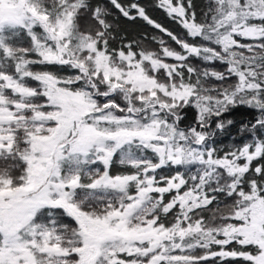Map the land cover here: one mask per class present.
<instances>
[{
  "label": "snow or ice",
  "instance_id": "1",
  "mask_svg": "<svg viewBox=\"0 0 264 264\" xmlns=\"http://www.w3.org/2000/svg\"><path fill=\"white\" fill-rule=\"evenodd\" d=\"M109 3L177 47L100 0H0V264H264V0H157L184 36Z\"/></svg>",
  "mask_w": 264,
  "mask_h": 264
},
{
  "label": "trees",
  "instance_id": "2",
  "mask_svg": "<svg viewBox=\"0 0 264 264\" xmlns=\"http://www.w3.org/2000/svg\"><path fill=\"white\" fill-rule=\"evenodd\" d=\"M97 0H92V3H96ZM101 3L105 5L109 9V11L112 13V16L115 17L116 19L114 20V23H116L122 30H125L129 38L133 37H141L142 34H147L149 37L152 35H157V36H163V38L169 42L170 46L172 47H177L174 42L170 41V39L164 35L163 33L158 32L155 30L153 27L147 25L144 21L137 19L136 21H129L126 18L122 17L120 13L109 3V0H100ZM124 2H127V0H124ZM156 2L157 0H139V3L144 5L151 15L152 18L157 20L159 23L164 25L165 27L169 28L172 30L174 33L180 36H184L185 31L181 28V26L174 20L170 19L166 13L156 7ZM194 5L196 7L198 17L201 15V10L206 9L208 7V0H193ZM82 26H83V21H82ZM37 31H40L39 28L36 29ZM144 44L146 47L155 49L157 45L150 40H145ZM171 62V61H170ZM193 64H201L199 60H196L195 58L192 59L191 61ZM217 67H220V65H217ZM36 70H43L42 67H37ZM70 74V71L68 72ZM254 114V110H251L245 106H239L236 108H233L230 110L228 113H225V119L231 118L235 121H244L247 119H251ZM195 117V109L192 107H188L186 109V118L183 121V125H189L193 122ZM239 137L237 134L236 129H230V132L228 135H222L217 138V143L221 146L223 145H228L231 144L234 140L238 141ZM148 155H152L150 152ZM92 167H101L102 165H93ZM193 169L195 166H192ZM127 169L125 166H121L118 163L114 164L112 168V174H118L126 171ZM183 170V169H181ZM167 174V173H165ZM222 198V197H221ZM226 203H231V201H226ZM210 206V207H214ZM223 206V205H221ZM64 222L66 223H71L70 220H65ZM208 264H220L219 261H209ZM225 264H245L244 261L242 260H237V261H227Z\"/></svg>",
  "mask_w": 264,
  "mask_h": 264
}]
</instances>
